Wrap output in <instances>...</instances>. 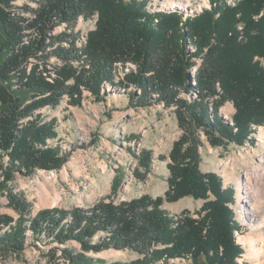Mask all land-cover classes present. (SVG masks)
<instances>
[{"label": "trees", "instance_id": "16d2710c", "mask_svg": "<svg viewBox=\"0 0 264 264\" xmlns=\"http://www.w3.org/2000/svg\"><path fill=\"white\" fill-rule=\"evenodd\" d=\"M11 1L0 0L2 45L20 51L0 65V101L4 105L0 113V173L4 174L0 189L6 190L10 206L20 218L0 213V250L21 254L32 232L41 241L42 235L59 244L76 240L86 251L128 248L144 255L132 264H153L171 257H188L193 264H239L237 257L242 249L234 230L241 226L226 205L232 193L222 188L218 174L200 170L196 132L203 128L214 145H222L225 140L242 144L254 124L264 123V0H239L236 6L216 0L212 9L186 19L178 11H149L145 0H42L37 20L29 23L34 26L41 22L38 35L23 46L19 44L25 28L8 7ZM95 11L100 15L98 28L91 33L84 52L55 51L63 65L27 61L44 50L46 31L57 23L55 19L69 23ZM188 34L195 39V53L188 50ZM195 56L203 57L196 86L189 72ZM128 59L137 62L139 71L127 74L121 84L143 88L136 104L152 102V93L157 94V101L177 104L185 133L170 154V188L157 199L144 195L118 205L102 202L71 211L54 207L33 216L32 203L9 184L16 171L55 169L65 162L56 139V121L41 123L42 114L37 110L57 105L63 94H81L80 85L100 99L102 83L116 82L113 63ZM86 61L90 68H81L79 64ZM12 68L17 69L19 90L34 99L26 105L1 81ZM72 80L74 89L69 85ZM194 89L200 93L196 100L189 102L180 96L181 91ZM214 95L220 98L212 113L208 98ZM130 98L134 99L133 94ZM229 99L236 106L231 120L218 111ZM212 193L215 199L205 202L198 217L184 212L176 218L162 207L164 201L186 195L208 200ZM98 233L106 236L93 241ZM151 247L156 251L150 252ZM60 249L62 256L57 249L51 250L49 264H93L84 253L68 246Z\"/></svg>", "mask_w": 264, "mask_h": 264}, {"label": "rangeland", "instance_id": "374dc122", "mask_svg": "<svg viewBox=\"0 0 264 264\" xmlns=\"http://www.w3.org/2000/svg\"><path fill=\"white\" fill-rule=\"evenodd\" d=\"M145 1L149 11L157 9L155 10L157 12L164 10L184 13L188 10L194 16L204 10L212 9L217 2L191 0L188 4L183 3L178 7L176 4H168V0ZM225 1L228 5L236 6L239 0ZM165 3L168 5H164ZM41 4L42 0L10 2L8 7L15 12L25 28L19 46H23L27 39H34L38 35V25L41 22L37 21L34 26H29V23H35L37 20ZM99 19L100 15L97 11L86 16L79 15L75 21L69 23L55 19L57 23L46 31L44 50L39 51L37 56L29 57L27 61L41 63L47 60L53 65H63V59L55 51L62 48L84 52L91 33L98 28ZM183 29L186 31L187 27ZM188 39L190 42L188 50L190 53H195V39L190 35ZM4 40L0 30V65L12 53L20 51L17 46L15 49H10L2 45ZM192 60L195 63L190 67L189 72L192 84L196 86L197 69L202 65L203 57L195 56ZM262 63L264 64V59ZM79 65L81 68H90L89 61L81 62ZM112 66L115 71L114 77L115 73H119V78L116 76L114 83L106 81L102 83L103 96L100 99L86 86L80 85L81 94H63L57 105H48L37 110L42 114L41 123L56 121L58 132L56 139L61 147L60 155H65V162L55 169L36 167L31 173L23 169L16 171L13 181L9 184L15 192L23 193L32 203L33 216L42 210L54 207L71 211L75 208L88 209L102 202H113L118 205L144 195L157 199L165 196L170 188L168 168L171 163L170 154L175 143L185 133L177 116V104L157 101L158 96L155 93H152L153 99L149 104H136V99L143 95V88L130 83L126 86L121 84V81L127 74H136L139 71L137 62L131 59L119 60ZM16 73L17 69L12 68L6 73L7 78L1 81L14 95L20 96L26 105L34 99L31 98L30 93L19 90ZM69 85L74 89L75 80L70 81ZM218 90L220 91V86ZM130 94H133L134 99L131 100ZM199 95V90L195 89L189 92L183 90L180 93V96L189 102L196 100ZM219 98L218 95L208 98V106L212 113ZM3 110L4 105L0 101V113ZM218 111L225 119L231 120L236 112L234 101L231 99L224 101L218 107ZM262 127L264 123L254 124L251 134L242 144L236 140H225L222 145H214L203 128L200 127L197 132L193 130L199 137L200 170L204 173L218 174L222 180V188H227L232 193V200L226 205L233 211L236 222L241 226L240 230H234L236 243L240 244L242 249L237 257L239 264L257 263L255 252L245 238L252 233L257 238L260 231L254 230L245 221L248 203L239 199L238 184L239 181L243 185L247 184L246 171L252 170L254 165L260 163V156L264 153V138L260 140ZM0 179L4 180L3 173H0ZM57 196L60 197L58 201H56ZM247 196L250 199L249 194ZM214 199L213 193L208 200L186 195L174 201H164L162 207L176 214V218L184 212L198 217L205 202ZM9 202L6 190L0 189V213L10 214L16 219L20 218ZM104 236L106 235L98 233L93 237V241L103 239ZM42 237V241L37 240L30 232L27 247L19 255L0 250V264H49L51 250L57 249L58 255L62 256L60 248L67 246L87 255L93 260V264H132L144 256L128 248L110 247L101 251H86L76 240L59 244L44 235ZM154 251L156 247H151L150 252ZM153 264H193V262L188 257H171L161 258Z\"/></svg>", "mask_w": 264, "mask_h": 264}, {"label": "bare ground", "instance_id": "6f19581e", "mask_svg": "<svg viewBox=\"0 0 264 264\" xmlns=\"http://www.w3.org/2000/svg\"><path fill=\"white\" fill-rule=\"evenodd\" d=\"M191 0H168V4H176L181 7V4H188ZM165 3L164 5H166ZM167 4V5H168ZM260 140L264 138V127L260 130ZM252 170H247V184H238V197L242 202L248 203V209L244 216L245 221L249 223L254 230L258 232L257 238L252 234L245 238L253 248L257 259L256 264H264V153L260 156V163L254 165ZM247 194H249L250 199ZM247 198V199H246ZM60 199L56 197V201ZM245 209V206H244ZM245 212V211H244ZM244 239V238H243ZM258 242V245L256 243Z\"/></svg>", "mask_w": 264, "mask_h": 264}, {"label": "built area", "instance_id": "2783aa9c", "mask_svg": "<svg viewBox=\"0 0 264 264\" xmlns=\"http://www.w3.org/2000/svg\"><path fill=\"white\" fill-rule=\"evenodd\" d=\"M200 6H201V4H200ZM155 10H157V9H154V10H152L153 12L155 11ZM170 10H173V9H170ZM162 11H164V10H162ZM196 11H198V10H196ZM167 12H170V11H167ZM184 12V11H183ZM199 12V11H198ZM184 14H185V19L188 17V16H191V15H193V13H190L188 10L187 11H185L184 12ZM118 65H119V63H117ZM123 71V70H122ZM118 74V75H117ZM116 76H118L117 78H119V73H116L115 74V77Z\"/></svg>", "mask_w": 264, "mask_h": 264}, {"label": "water", "instance_id": "95a60500", "mask_svg": "<svg viewBox=\"0 0 264 264\" xmlns=\"http://www.w3.org/2000/svg\"><path fill=\"white\" fill-rule=\"evenodd\" d=\"M170 12H172V11H170Z\"/></svg>", "mask_w": 264, "mask_h": 264}]
</instances>
